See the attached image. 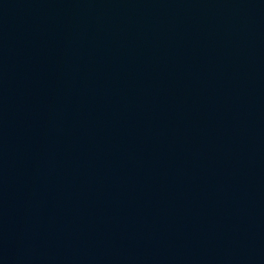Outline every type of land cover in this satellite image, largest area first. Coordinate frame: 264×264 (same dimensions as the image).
<instances>
[{
    "label": "water",
    "instance_id": "95a60500",
    "mask_svg": "<svg viewBox=\"0 0 264 264\" xmlns=\"http://www.w3.org/2000/svg\"><path fill=\"white\" fill-rule=\"evenodd\" d=\"M0 264H264V0H0Z\"/></svg>",
    "mask_w": 264,
    "mask_h": 264
}]
</instances>
